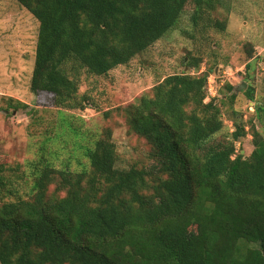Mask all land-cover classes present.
<instances>
[{"label": "trees", "instance_id": "obj_1", "mask_svg": "<svg viewBox=\"0 0 264 264\" xmlns=\"http://www.w3.org/2000/svg\"><path fill=\"white\" fill-rule=\"evenodd\" d=\"M16 1L39 22L31 90L71 108L85 107L82 71L107 75L175 28L188 4L200 17L221 3ZM202 63L193 57L188 66ZM207 81L175 73L130 104L126 122L151 144L156 174L117 166L111 128L93 137L70 122L88 161L82 170L57 168L45 154L21 178L0 166V264H264V135L252 127L247 157L236 152L244 124L216 140L225 125L216 100L206 101ZM254 92L245 90L249 100ZM255 116L264 126V106Z\"/></svg>", "mask_w": 264, "mask_h": 264}, {"label": "rangeland", "instance_id": "obj_2", "mask_svg": "<svg viewBox=\"0 0 264 264\" xmlns=\"http://www.w3.org/2000/svg\"><path fill=\"white\" fill-rule=\"evenodd\" d=\"M194 7L188 4L176 27L129 64L104 76L82 71L77 103L85 107L71 108L56 106L52 94L31 90L39 22L16 0H0V166L5 175L24 177L29 162L43 154L57 168L79 171L88 166L68 122L93 137L111 128L117 166L136 165L156 174L151 144L126 122L129 106L151 94L167 76L181 72L206 74V101L216 100L225 125L215 139L229 138L238 121L248 135L236 143V152L249 156L254 149L252 127L264 135L255 116L256 107L264 106V0H221L200 17H194ZM217 20L225 23L224 30L212 25ZM193 57L203 60L198 69L188 66ZM250 85L253 100L245 94Z\"/></svg>", "mask_w": 264, "mask_h": 264}, {"label": "water", "instance_id": "obj_3", "mask_svg": "<svg viewBox=\"0 0 264 264\" xmlns=\"http://www.w3.org/2000/svg\"><path fill=\"white\" fill-rule=\"evenodd\" d=\"M246 88V84H244V86H239L238 89L239 90H242V89H245Z\"/></svg>", "mask_w": 264, "mask_h": 264}, {"label": "built area", "instance_id": "obj_4", "mask_svg": "<svg viewBox=\"0 0 264 264\" xmlns=\"http://www.w3.org/2000/svg\"><path fill=\"white\" fill-rule=\"evenodd\" d=\"M209 90H210V92L212 93V89L210 88Z\"/></svg>", "mask_w": 264, "mask_h": 264}]
</instances>
